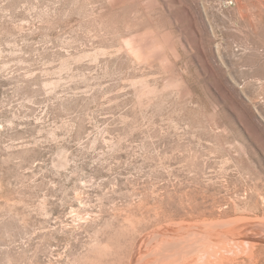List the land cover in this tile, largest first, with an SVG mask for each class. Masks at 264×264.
Returning a JSON list of instances; mask_svg holds the SVG:
<instances>
[{
	"label": "rangeland",
	"instance_id": "1",
	"mask_svg": "<svg viewBox=\"0 0 264 264\" xmlns=\"http://www.w3.org/2000/svg\"><path fill=\"white\" fill-rule=\"evenodd\" d=\"M0 264H264V0H0Z\"/></svg>",
	"mask_w": 264,
	"mask_h": 264
}]
</instances>
